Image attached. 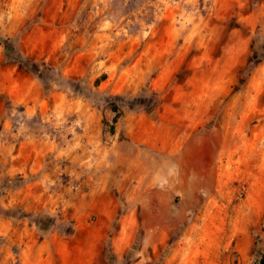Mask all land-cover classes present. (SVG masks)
Here are the masks:
<instances>
[{"label": "rangeland", "instance_id": "rangeland-1", "mask_svg": "<svg viewBox=\"0 0 264 264\" xmlns=\"http://www.w3.org/2000/svg\"><path fill=\"white\" fill-rule=\"evenodd\" d=\"M0 37L33 69L0 44V156L33 136L81 154L53 160L76 214L0 207L58 234L51 264H260L264 0H0Z\"/></svg>", "mask_w": 264, "mask_h": 264}, {"label": "crops", "instance_id": "crops-1", "mask_svg": "<svg viewBox=\"0 0 264 264\" xmlns=\"http://www.w3.org/2000/svg\"><path fill=\"white\" fill-rule=\"evenodd\" d=\"M94 125L97 127V124ZM6 143L9 146H4L7 152L0 156V175L5 173L10 177H31V180L1 190L0 207L19 208L25 213L33 214L59 212L67 206L71 207L73 214L80 210L81 192L75 191L66 201V186L57 182L62 171L61 165L53 161L67 157L75 160L81 157L74 149L75 142L70 147L58 149L52 159L48 157L49 150H52L51 142L46 138L33 136L20 141L18 145L11 141ZM102 153L97 156L99 164L101 159L105 158ZM118 171L116 163L109 164L96 180L90 182L91 192L108 194L115 184L113 181ZM57 236L55 232L45 236L39 235L37 225L23 216L0 214V264H51L50 244H53L55 252L62 247Z\"/></svg>", "mask_w": 264, "mask_h": 264}, {"label": "trees", "instance_id": "trees-1", "mask_svg": "<svg viewBox=\"0 0 264 264\" xmlns=\"http://www.w3.org/2000/svg\"><path fill=\"white\" fill-rule=\"evenodd\" d=\"M0 44L3 47L5 55L11 60H15L23 64L27 69L33 70L32 67L28 64L26 60H24L20 54L16 51L14 44L8 38L0 37ZM37 73L36 70H34ZM115 107V106H114ZM115 109V108H113ZM260 264H264V256H261L259 260Z\"/></svg>", "mask_w": 264, "mask_h": 264}]
</instances>
